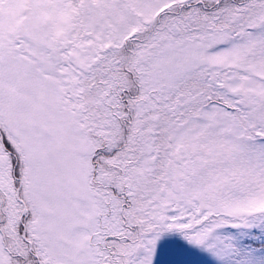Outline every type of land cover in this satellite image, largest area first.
<instances>
[{"label": "snow or ice", "instance_id": "1", "mask_svg": "<svg viewBox=\"0 0 264 264\" xmlns=\"http://www.w3.org/2000/svg\"><path fill=\"white\" fill-rule=\"evenodd\" d=\"M0 264H264V0H0Z\"/></svg>", "mask_w": 264, "mask_h": 264}]
</instances>
